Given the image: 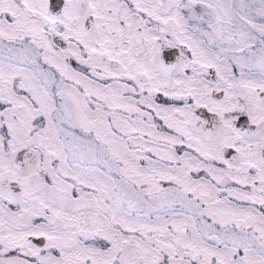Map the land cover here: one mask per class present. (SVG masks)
<instances>
[{
    "label": "snow or ice",
    "instance_id": "snow-or-ice-1",
    "mask_svg": "<svg viewBox=\"0 0 264 264\" xmlns=\"http://www.w3.org/2000/svg\"><path fill=\"white\" fill-rule=\"evenodd\" d=\"M0 264H264V0H0Z\"/></svg>",
    "mask_w": 264,
    "mask_h": 264
}]
</instances>
